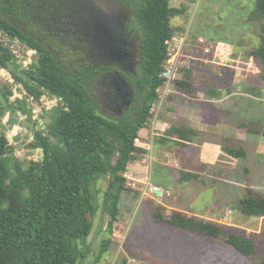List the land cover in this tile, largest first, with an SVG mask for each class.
<instances>
[{
  "label": "trees",
  "instance_id": "1",
  "mask_svg": "<svg viewBox=\"0 0 264 264\" xmlns=\"http://www.w3.org/2000/svg\"><path fill=\"white\" fill-rule=\"evenodd\" d=\"M64 1L67 5L66 0L62 3ZM123 1L132 7L140 32L143 84L148 87L137 114L129 112L122 118H110L101 114L91 90L98 73L69 71L51 51L12 23L15 15L27 21L31 3L39 10L43 6L52 15L55 0H0V33L18 37L38 51L32 69L24 71L12 61L9 50L0 44V67L11 70L15 81L27 91V99L34 96L40 100L44 89L62 98L68 108L46 113L43 117L49 119L47 136L34 132V140L27 145L34 150L43 149L44 161L20 160L6 133H0V264L83 262L86 252L82 247L87 245L94 227L93 219L101 209L97 201L101 176L108 177L109 182L103 204L110 216L108 230L111 232L118 222L122 196L129 190L124 173L130 164L149 153L137 146L135 139L143 130L152 129L151 108L159 99L158 88L165 83L162 74L169 61V42L180 35L173 27V20L185 12L173 7L172 0ZM252 15L264 18V0H255ZM231 47L223 44V50L228 53ZM249 57L261 61L264 81V37L261 46ZM182 69L184 78L175 81L174 89L190 94L194 87V69ZM11 96L9 84L0 82V128H3V118L9 114L20 121L21 116L27 118V125L34 130L27 100L14 105L10 103ZM12 128L8 127L10 131ZM189 134L197 136L196 131L173 128L163 139L184 148L190 144ZM226 152L235 158L246 156L244 151L226 149ZM11 156L13 160L9 162ZM246 191L247 195L238 204L239 211L264 220V195L256 194L249 187ZM153 217L158 223L176 229L213 239L221 237L222 228L214 221L179 211L167 216L156 210ZM228 244L243 256L264 264V259L257 254L253 237L233 234ZM108 245L105 241L104 251Z\"/></svg>",
  "mask_w": 264,
  "mask_h": 264
},
{
  "label": "rangeland",
  "instance_id": "2",
  "mask_svg": "<svg viewBox=\"0 0 264 264\" xmlns=\"http://www.w3.org/2000/svg\"><path fill=\"white\" fill-rule=\"evenodd\" d=\"M85 1L102 13L116 10L125 12L128 9V5L123 0H66L67 5L65 1L64 5L62 0H55L54 11L68 8L66 11L71 14L69 8L77 11L79 4H86ZM171 5L185 10L182 16L173 20V25L178 26L181 31L189 29L192 38H206L212 48L211 55L207 56L202 46L195 45L194 55L188 52L193 59L190 57L183 59L185 66L197 70L204 67L211 68V72L205 71V73H212L211 77L201 76L203 72L200 71L194 75L196 92L194 105L190 107L197 110L199 119H202L210 129H214V132L222 130L220 134H223V129H232L231 132H235L238 124L245 126L246 131L255 129L264 132L263 66L260 60H251L249 57L252 51L261 46L264 37V18L257 19L252 15L255 0H172ZM72 16L74 20L78 18L75 14ZM84 16L85 12L82 14V17ZM182 21L184 25L180 26ZM180 37L181 35H178L176 39L179 40ZM74 39L72 35L65 40L58 37L56 41L51 39L58 45L57 53L62 57L69 71L76 70L77 60L80 58L79 50L75 49L76 42L71 43ZM222 40L233 46L230 54L222 51L223 44L220 43ZM207 58L210 64L205 63L204 59ZM224 71L226 77L221 78L219 72ZM184 72L183 69L179 71V78ZM224 81L228 82L227 89L222 87ZM0 82L3 85L7 84L2 78ZM209 89L217 93L232 90L235 94L228 100L231 108L219 111L218 106L212 103L219 101L220 98L198 99L200 93H205L204 91ZM91 90L100 106L101 114L118 118V115L103 101L97 82L92 84ZM188 103H192V100ZM172 110L166 102L158 123L164 118L176 126H181L182 120L171 119L169 111ZM48 120L46 118L47 122ZM23 122L21 126L34 131L29 127L30 124L27 125V121L26 124ZM152 130L153 125L151 130L145 129L141 135L148 136ZM216 136L218 137L217 134ZM249 137V141L244 145L248 157L238 159L226 155L223 152V141L214 140L212 135H207L205 132L196 137L191 153L196 157L203 148L202 150L207 153V162L210 161L209 158L215 157L216 161L211 165L212 167L208 165L212 170L205 166L206 161L203 160L193 159L194 165L191 167L185 165V168L180 169L167 165L165 161L159 162L156 158L155 161L160 164L156 163L154 166L155 180L167 186L168 189L163 187L164 190H171L174 193L170 191L171 194L161 201L142 198L138 190L142 188V184L128 181L129 190L122 196L118 222L114 224L111 232L108 230L110 216L103 208L109 182L108 177L101 176L97 199L101 209L93 219L94 227L87 245L82 247L86 252V258L80 264H259L254 259L243 256L228 244V239L233 234L251 236L256 241L258 256L264 259V220L245 216L238 209L239 202L247 195L244 184L246 169L251 171L253 188L264 193V158L256 155L253 145L260 137L254 135ZM31 141L33 139L21 143L17 153L20 160L28 162L32 159H41L37 150L27 146ZM227 142L228 145L238 148L236 143ZM159 147L156 142L153 143L154 150L157 151ZM151 155L152 153L147 160L153 161ZM12 160V156L8 158L9 162ZM136 176L140 177V174ZM128 183H136L137 187L131 188ZM156 210L167 216L179 211L189 216L214 221L222 228L221 237L213 239L176 229L165 223H158L153 217ZM231 210V214L227 216V212ZM105 241H108L109 245L104 251Z\"/></svg>",
  "mask_w": 264,
  "mask_h": 264
},
{
  "label": "flooded vegetation",
  "instance_id": "3",
  "mask_svg": "<svg viewBox=\"0 0 264 264\" xmlns=\"http://www.w3.org/2000/svg\"><path fill=\"white\" fill-rule=\"evenodd\" d=\"M84 3L79 4L77 11L69 8L78 16L75 20L73 14L65 10L54 11L51 15L48 9L42 6L39 10L33 3L29 5L26 22L16 15L11 20L23 33L51 51L63 66V59L57 53L58 45L53 41L57 37L65 40L69 35L74 36L71 43L76 42L75 49L80 55L75 72L98 73L94 82H97L106 106L118 118L129 112L135 115L146 96L148 85L143 84L142 40L133 19L132 7L127 4L125 12L102 13L90 3Z\"/></svg>",
  "mask_w": 264,
  "mask_h": 264
},
{
  "label": "crops",
  "instance_id": "4",
  "mask_svg": "<svg viewBox=\"0 0 264 264\" xmlns=\"http://www.w3.org/2000/svg\"><path fill=\"white\" fill-rule=\"evenodd\" d=\"M219 4H221V2H219ZM182 25H184L183 21L181 22L180 26H182ZM173 27L178 31V33L180 35L188 34V36H190V34H189L190 30L189 29L181 31L179 28H177L178 26L175 27L173 25ZM190 41L195 42L196 39L192 38V36H190ZM220 43H226V42L224 40H222V41H220ZM193 48H194V46L192 45L191 48H189L187 51H189V53H192L194 55L195 52H191L192 51L191 49H193ZM191 64H194V63L191 62ZM192 68L194 69V75L196 74L197 71H200V72H203L200 74L201 76H203V75H205L207 77L212 76V73H205V71L211 72V68L207 69L206 67H204V68H201L200 70H197L194 67H192ZM219 76L221 78H225L226 72L225 71L219 72ZM194 77L195 76H193V79H194ZM183 78H184V74L182 73V76L179 79H183ZM193 82H194V80H193ZM195 85L196 84L194 82V87H193L192 93L189 94V93H185V92H181V91H175L176 94L174 93L175 95H172V97L166 101L167 104H169V109H171V108L173 109L172 111H169V114L172 117L171 119H173L174 121L182 120V125L176 126L173 122H170L166 119L164 120V118H163V120H161L159 123H157L156 130H155V136H154V142H156V145L160 146L159 147L160 149H157V151H156L152 148V150H148L149 153L142 160H139L136 163L130 164V167L133 168L132 170H134L136 173H138L140 175H143L146 172L147 165H149L150 170H151V177H152V180L154 182L153 184L157 185L159 187H162V188L167 187L165 185L163 186L162 183L156 181L154 178V172H153L154 166L156 163H159V162L165 161L167 163V165H169V166H175L177 168L182 169V168L186 167L185 165H187V166L189 165V167L194 165V164H192V163H194L193 159H196L197 161L203 160L204 162L206 161L205 166H207L209 168V170H212L210 167H212L211 165L213 163H215V161H216L215 157H213L211 159L209 158L210 161L207 162V160H206L207 153L205 152V150H202L203 148L199 151V153L196 157L193 156V154L191 153V151L193 149L192 146L194 145L195 138L198 137L200 134H205V132L207 135L208 134L212 135L214 137L213 138L214 140L223 141V143H224L223 152L231 158H235V157L229 155L226 152V149L244 151L246 156L240 157V158H247L248 153H247V150H246L244 145L249 141V139H250L249 135L259 136L260 138L256 141H254L253 145L256 149V155L259 158H264V134H263L264 132L257 131L255 129L254 130L249 129L246 131L245 126L238 124L239 126H238V128H236L235 132H231L232 129H223V134H220L222 130H218V132H214L215 131L214 129H210L208 126H206L203 123L202 119H199V117L196 113L197 110L190 107V106L194 105L193 99H194V93L196 92L195 91L196 90ZM210 85H212V84H210ZM222 87L224 89H227L228 82L224 81L222 84ZM204 92L205 93L199 94L198 99L207 100L209 97H211V99L220 98L219 101H217V102L214 101L212 103V104H216L218 106L219 111L231 108V105H229L228 100L232 97L233 94H235L232 90H227V92L225 90H223V91L217 93L216 91L209 89V90L204 91ZM191 100H192V103H188ZM172 104H174L175 106L173 107ZM9 116H10V123H11V121L18 120L19 121L18 125H21V123L23 122V121L20 122V118H16L12 115H9ZM10 123L7 127L3 126V128H0V133L2 131H4L7 134L8 138L11 136V139L14 142L13 147H15V153L17 154L19 152L20 147H21V143L23 141H27V140L32 138L33 131H30L29 128H27L26 126L23 127V125H22V129L20 131H18L19 133L18 132L17 133H11L10 130L8 129V127L11 126ZM23 123L26 124V120H24ZM14 126H17V125H14ZM173 128L196 131L197 136L194 137L193 135L189 134L191 137L190 138L191 140L189 139L188 141H190V142H188V143H190V144H189V146H186L184 148L175 144L174 142L167 143L164 141L163 137H165V133H167L169 130H171ZM216 134L218 135V137L216 136ZM142 135L141 136H142L143 140H145L146 135H144V134H142ZM26 136H27V138H25ZM227 141H231L234 144L236 143L238 148H235L231 145H228ZM172 146H174V147H172ZM168 149L171 151H168ZM150 153H152L151 156L153 158V161L147 160ZM156 158L158 159L159 162L155 161ZM235 159H238V158H235ZM174 162L175 163L177 162V163L175 164ZM219 162L223 163L221 160H219ZM245 171H246L245 172L246 176L244 178V184H245L246 189H247V187H249L256 194L264 195V193L259 192L253 188L252 179H251V171L248 169H246ZM195 179H196V177H195ZM163 180H165V179H163ZM166 189H168V188H166ZM170 191L171 190H168L169 193H170ZM172 193H174V192H172ZM230 212H232V210ZM187 213H189V212H187Z\"/></svg>",
  "mask_w": 264,
  "mask_h": 264
},
{
  "label": "built area",
  "instance_id": "5",
  "mask_svg": "<svg viewBox=\"0 0 264 264\" xmlns=\"http://www.w3.org/2000/svg\"><path fill=\"white\" fill-rule=\"evenodd\" d=\"M175 37L171 42H169V61L166 67L165 72L162 74V77L165 79V83L162 87L158 88L157 94L159 95V99L153 103L151 108L152 114V125L153 130L152 132L145 137V141L143 140L142 136L140 135L138 138L135 139V143L137 146L146 148L147 150H152L153 143H154V136L156 125L159 121V116L163 109L164 104L166 101L175 93L174 84L175 81L179 79V71L184 67H191L184 64L183 59L190 57L187 51L193 45L202 46L204 48V53L208 56L212 53V48L208 45V41L204 37H200L196 39V41H190V36L188 34L181 35L180 39L177 40ZM0 44L9 50L10 54L12 55V61L15 62L20 66V68L24 71H30L34 62L36 61L38 51L32 47L26 45L23 41H21L18 37H10L5 32L0 33ZM224 44V43H222ZM191 49L195 52V49ZM224 53L230 54L225 50H222ZM193 59V58H192ZM206 60V61H205ZM206 64H210V60L204 59ZM5 79L7 84H9L12 90V96L10 97V103L16 105L19 101L27 100L29 108L31 109L32 113V123L34 125V131L32 134V138L34 140V132H41L43 136H47V124L46 118L43 116L55 109L64 108L67 110L64 101L62 98L52 95L42 89L43 95L41 96L40 100H37L34 96L30 98H26L28 93L23 87L21 83L15 81L11 74V70L4 69L0 67V79ZM21 121L26 120L27 118L21 117ZM10 123V116L6 115L3 120L2 124L4 127H7ZM17 131L22 129L21 125L16 126ZM16 131V133H17ZM7 135V134H6ZM10 143L13 144L11 136L8 138ZM134 170L131 167L124 173V177L128 181L136 182L142 184V188H139L142 198H150L154 200H163L166 196H169L170 193L164 190L162 187L154 185L152 183L151 178V170L149 165H147L146 172L140 177L136 176ZM136 183H128L131 188H136ZM231 212L227 213V216L230 215Z\"/></svg>",
  "mask_w": 264,
  "mask_h": 264
},
{
  "label": "water",
  "instance_id": "6",
  "mask_svg": "<svg viewBox=\"0 0 264 264\" xmlns=\"http://www.w3.org/2000/svg\"><path fill=\"white\" fill-rule=\"evenodd\" d=\"M11 126H14V125H17L18 126V124H19V121L18 120H14V121H11ZM37 151L40 153V157H41V161H44V158H45V153H44V151H43V149H41V148H38L37 149ZM36 162H38V161H40L39 159H34Z\"/></svg>",
  "mask_w": 264,
  "mask_h": 264
},
{
  "label": "bare ground",
  "instance_id": "7",
  "mask_svg": "<svg viewBox=\"0 0 264 264\" xmlns=\"http://www.w3.org/2000/svg\"><path fill=\"white\" fill-rule=\"evenodd\" d=\"M17 131V127L16 126H13L12 130L10 131L11 133H16Z\"/></svg>",
  "mask_w": 264,
  "mask_h": 264
}]
</instances>
